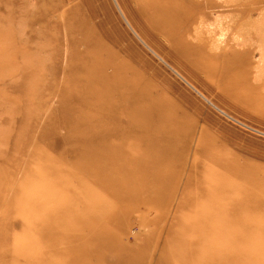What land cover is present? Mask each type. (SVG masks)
<instances>
[{
  "label": "rangeland",
  "instance_id": "obj_1",
  "mask_svg": "<svg viewBox=\"0 0 264 264\" xmlns=\"http://www.w3.org/2000/svg\"><path fill=\"white\" fill-rule=\"evenodd\" d=\"M151 1L0 0L1 190H8L4 195L11 198L22 189L18 192L21 201L30 195L32 201L35 198V208L37 201L47 199L50 207L66 209L75 203L71 196H78L80 189L72 181L71 174L77 172L70 162L75 158L78 163L86 162V155L75 157V150L77 146L86 147L89 153L93 146L90 155L96 156L82 170L88 169L89 176H95L98 191L111 189V199L101 200L106 207L110 202L108 210L102 207L103 214L116 213L107 222L101 218V233L106 227L113 230L108 241L99 248L94 246L105 251L95 258L89 254L88 262H82L83 254L51 255L50 246L48 251H19L29 236L22 234L19 217H8L11 211L1 197L0 218H8L10 232L14 230L11 234L15 235L13 246L19 252L11 251V244L0 237V264H55L64 260V264H210L213 260L221 264L224 252L239 253L230 260L240 264H259L263 260L264 212L250 207L257 201L264 204V71L258 68V51L250 49L247 57L241 58L245 62L240 58L236 61V56L229 62L228 52L243 49L231 42L221 52L213 50L214 35L206 34L203 41L197 38L195 24H167L164 1ZM202 1L186 0L191 4H186L187 8L193 10L194 4L203 7ZM258 8V13L244 16L232 8L216 11L229 13L230 18L242 17L243 21L258 20L264 27V4ZM155 9L164 15L159 12V16ZM157 14L165 18L161 19L164 26ZM154 17L161 24H155ZM169 27L174 29L171 33L167 32ZM250 27H239L244 46L256 43L249 38ZM175 31L178 37L173 35ZM208 55L210 60L216 58V64L207 59ZM99 62L106 63L108 73L116 70L136 86L140 102L157 111L167 130L174 126L175 140H142L144 136L137 127L130 136L119 134L117 129L124 123L118 117L121 112L104 107L112 96L92 92L115 86L100 82L90 88L91 93H83L87 84L82 69L98 66ZM107 122L114 126L111 140L110 130L104 137ZM96 133L104 140H92ZM161 141L174 145V153L161 169L151 173L152 169L141 167L140 162L159 164ZM6 158L11 162L5 163ZM59 160L65 163L58 171V183H62L60 179L67 182L60 192L53 182L63 165ZM30 165L32 184L24 179L31 171ZM154 179L159 182L152 184ZM212 182L225 184L219 185V194L216 187L212 192ZM58 192L63 202L54 199ZM188 196L192 198L188 200ZM180 202L186 205L179 208ZM233 202L239 208L238 216L228 214H236L227 208ZM101 204L96 206L100 214ZM119 205L128 208V214ZM218 211L229 215L224 222L218 221L222 216L214 217ZM65 213L72 221L68 215L71 212ZM40 220L33 219L36 231ZM222 224L226 225L224 231H214ZM92 227L77 226L75 233L84 231L88 235ZM6 228L0 222L3 234ZM195 230H202L203 238L196 239ZM82 240L92 245V240ZM63 241L59 243L60 252L64 245H70ZM35 242H39L37 238ZM47 243L51 244L49 240Z\"/></svg>",
  "mask_w": 264,
  "mask_h": 264
},
{
  "label": "bare ground",
  "instance_id": "obj_2",
  "mask_svg": "<svg viewBox=\"0 0 264 264\" xmlns=\"http://www.w3.org/2000/svg\"><path fill=\"white\" fill-rule=\"evenodd\" d=\"M148 1L150 2L151 0H148ZM152 1H155L156 3L159 4V2L161 0H152ZM152 1H151V3H153ZM162 1H164V3H165L164 7L166 10H164V8H163V11L166 12L165 15H167V16H165L166 19L164 18L165 19L164 20L163 17H159L160 14L162 13V11L157 12V10L155 9V11L158 14L160 12L159 16H158V14L156 15L158 17V18L156 17L158 19V21L161 22V19H163L164 22L165 21L167 22V24L170 23L169 21H172L173 23L176 22V24L172 23L173 26L174 25L177 26V22H178L179 24L181 23V25H183V27H186L187 24H190V23L195 24V28H193V29L195 30V33H196L197 38L199 40L203 39V41H204L203 37H205L206 34H208L207 35L208 37L209 36L212 37L214 35V38L212 41L213 50H217V51L220 49L223 50L222 47L228 46L231 42H232L231 44L239 46L240 49L242 48L243 50L242 51L240 50L237 53L236 52H228V53L226 52L227 54L225 53L227 56L226 58L229 59V62H231V60H230L231 57H235V56L237 58V59L234 58L236 61H238V58H240V60H239L240 62L241 61L245 62L244 60H241V58L245 59L247 57L246 55H247V53H249L250 49H252V50L257 49L258 54H259L258 55V58H259L258 68L260 71H264V27L260 26L258 20L248 19V21H245V20L243 21L242 17L238 16V18H230V17H228L229 13H224V12L217 13V11H216V9L223 10V8L224 9L232 8V9L236 10L235 13L237 15L239 14L240 16H244L245 14H247L249 12L258 13L259 11H257V9L258 10L260 9V8H258V5L261 3L264 4V0H204V1H202L203 7H200L199 5L195 6V4L193 3L194 4L193 10L187 8L191 4H188L186 2V0L183 1V3L181 2V0H176V1L175 0H168V1L162 0ZM186 4H188V6ZM189 7H191V6H189ZM160 8H162V7L160 6L158 8V10H160ZM248 8H253V9H248ZM204 10H206V11L208 10V12H206ZM163 15L164 14L162 13V16ZM156 18L155 17L153 18V21L155 24L158 23ZM177 20H179L180 22ZM163 24L164 23H162V25ZM162 25L160 26V28L161 27L163 28L164 25L163 26ZM246 25L247 26L251 25V27L248 29V31L250 33L249 38H253L256 41V43L254 45L244 46L243 44H241L242 40L240 38L239 27L241 26V27L246 28ZM155 26H157V25H155ZM176 26H175V30L179 31L178 28L176 29ZM157 27H159V26H157ZM167 27H168V25H166V29H167ZM171 27H172V25H171ZM171 27H169L170 32L167 30L168 33H171L174 30L173 29L171 31V29H172ZM177 27H179V26H177ZM201 28H202V30H201ZM188 33L191 34V32H188ZM199 33H200V35H199ZM174 34L176 35V31L173 32V35ZM169 36L171 37V35H169ZM176 37H178V36L176 35ZM184 37H182V38H184ZM205 40H206V37H205ZM224 43H225V45H224ZM203 45H205V44H203ZM202 48H206V47H202ZM234 50H235V48H234ZM220 52H221V50H220ZM223 52H225V51H223ZM249 55H251V54H249ZM208 57L212 58L208 55L207 59H208ZM223 57H225V56H223ZM227 59L225 60L226 62H227ZM208 60H210V59H208ZM211 60H210V62H211ZM213 60H216V58ZM211 63L216 64V61H213ZM106 66L107 65L105 62H103V63L99 62L98 66H92V67L91 66H85L82 69V74H83V77L85 78V82L87 84L86 85L87 88H84L83 93H85V94L91 93L90 88L95 87L96 85H94V84H99L100 82H104L107 84H113L115 86V88L108 89V91H104L103 89L98 88V89L93 90L92 92H102L104 94H108V95L112 96V98L104 104L105 105L104 107L107 109V111H110L112 109V110L121 112L120 116H118V117L121 120H123L124 123H126V125H124V123H123V124H121L120 127H118L117 131H119V134L122 136H130L132 130L135 127H137L138 130L142 131V136H144V137H142V140H173V139L175 140L177 134H176V131L173 129L174 126L171 129L167 130L165 125H164V121L158 116L157 111L154 108L143 105L140 102V99H141L140 98V92L136 89V86L132 85L131 82H129L127 79H125L116 70H114L112 73H108L105 69ZM174 71H176V70L174 69ZM200 94L209 103L213 104L202 93H200ZM148 104L150 106H152V104H150V103H148ZM213 105L215 107H217L215 104H213ZM218 109H220V108H218ZM82 123L83 122H81V124ZM87 123H89V122L87 121ZM83 124L86 126V123H83ZM105 126L106 127L102 126V127H104V131L106 133L104 135V137H106L108 135L107 133L110 130L109 138L111 140V137H112L113 131H114V126H113L112 122L110 124H108V122H107L105 124ZM90 127H91V125H90ZM141 131H140V134H141ZM89 132L93 133L92 130ZM98 134L101 137H99ZM98 134L96 133L95 138H92V140H104V137L102 136V134H100V133H98ZM161 142H162L161 143V149H160L161 151L158 150V152H159L160 160H162V161L159 164L156 163V165H142L144 163L140 162L141 167H145V168L150 167L152 169L151 173L152 172L154 173V171L157 170V169L155 170V168L161 169L163 164L168 162V157H170L174 153V149H175L174 145H171L168 141H166L165 143H163V141H161ZM109 148L110 147L102 148L101 152H99L98 154H101L103 152V150H108ZM151 148H153V146H151ZM93 149H94V147L91 146L89 153H86V150H87L86 147L84 149H82L81 147L77 146V150H75V153H76L75 157H78L80 155V153H84L86 155V162H91L96 156V154L90 155V152L93 151ZM142 161H144V160H142ZM4 162L6 163V162H11V161L6 158L4 160ZM30 162H32V161H30ZM58 162H61V164H63V165H62V168L59 167V169L56 171V181H53V182H54V185L59 189V192H60V190L63 188V186L67 182L64 179H60V181L62 183H58V181H59L57 179L58 178V171L60 169H64V163H65L64 161H61V160H59ZM86 162L85 163H82V162L78 163V159H76V158L74 159V161L70 162L72 168H74L75 172H77V173L71 174V177L73 178L72 181H76L78 183V186H79L78 188H80V189H78V191H77V193L79 194L78 196H76V195L71 196L74 198L75 203L67 205L66 209H62V206L58 207V209L50 207L49 200H47V199L42 200V201H37L38 205L35 208V205H36V203L34 202L35 198L32 201V198L30 195H26L22 198V201L24 203L21 201L22 195L18 194V192L21 191L22 189L18 188L19 190H17L16 194L14 196H11V198H9L6 195H4V192L6 193L8 190H6L4 188H2V190H1V188H0V198L1 197L3 198V202H4L3 204L6 206V208H9L8 212L11 211V214H12V215H8V217H10V216L11 217H19V219L21 220V225L23 223L22 234L26 233L29 236V240L25 243L23 242V244L19 247V251L21 248H25V250L30 251V252H31V250L34 251L37 248H43L46 251H48L47 247L50 246V250H52L51 255H55L58 253H66V255L81 253L84 256L82 262H88L89 254L95 258V257H99V254L101 255L105 251V249H103V248L101 250H99V249H96L94 246L99 248V246H101V244L103 242L108 241L110 239L109 237L113 231L112 229L110 231V229H109L110 227L109 228L106 227L105 231L102 232L104 234H102L101 233L102 230H100V225L102 224L101 218L102 217H103L102 219L106 218V222H107V218H110L113 216V214H116V213H113V214L107 213V215H106L107 217H106L103 214V210L105 208L107 209L109 207L110 202L108 200V202H109L108 207H106V205H105L107 203L101 202V200L103 201L104 198L106 199V197L111 199L110 196H112L113 193H112L110 188H99V191L97 190L96 180L94 179L95 176H93V175L89 176L90 173L88 172V169L82 170L84 168ZM15 164H16V162H15ZM195 167L197 168V166H195ZM32 169H33V167L30 165L29 171L31 170L30 171L31 173L29 172V174H28V171H27V173L25 174L26 177L24 178L26 180H29L30 182L33 180ZM60 173H62V172H60ZM2 174H4V172L0 170V175H2ZM38 176H39V174L37 175V177ZM11 178L13 179L12 175H10V179ZM155 180L156 179L151 181V183L157 184L159 182L158 180L157 181H155ZM35 181H36V179L34 180V183H35ZM32 182H31V184H32ZM220 184H222V183L212 182V184H211L213 186L212 192H214L215 187H216L215 191L219 194V185ZM195 185H196V183H194L193 187ZM222 185H225V184H222ZM84 186H85V189L87 191L83 190L82 187H84ZM89 186L91 188H87ZM59 192H58L57 196L54 197V199L58 200L60 202H63L64 198L61 199L58 197ZM82 193H84V194H82ZM219 196L221 197L222 200H224V197H223L224 195L220 194ZM115 198H117V197L115 196ZM191 198H192L191 196H188V200ZM188 200H185V201H188ZM100 203H102L100 206L101 209L105 205V208L102 209V212H101L104 216L102 214H100V212H99V211H101L100 209H98L99 211L97 210V212H96V209H97L96 206L99 205ZM185 205H186V202L185 203L182 202L179 205V208L184 207ZM112 206H114L113 203H112ZM236 206L237 205L235 204V202L230 203V204L228 203L227 208L232 209L236 213V214H234V213L229 212L228 214L230 216H238L239 208H235ZM258 206H260V208H257ZM80 207H82L84 210L78 211V210H80L79 209ZM119 207H120V205H119ZM119 207H117L119 211L121 209L124 210L122 208L123 206L120 207L121 209H119ZM250 207H252L256 211L264 212L263 201H257L255 203L251 204ZM115 208H116V206H115ZM34 210L36 211V214L31 215V213L33 214ZM125 210L128 214V211H127L128 208L127 209L125 208ZM125 210L122 212H125ZM106 211H104V213ZM65 212H67V213L71 212L68 215L73 219L72 221L70 219H67V215ZM116 212H118V211H116ZM228 214L226 215V213L218 211L214 214V217H215V215L222 216L218 219V221L224 222L226 219V216H229ZM122 215H124V214H122ZM35 217H40V219H41L40 221L37 222V224H38L37 231H36V224L34 225V221H33V219H35ZM57 217L62 218V219H60L58 222H56L55 219ZM120 217H121V215H120ZM120 217H117V218H120ZM2 219L0 218V220H1L0 222L2 223L3 227L6 226L9 229L6 228L7 232H5L4 234L1 232L2 230H0V237H4V239H5L4 243L7 245L11 244V249H12L11 251L15 252L16 247L13 246V238L15 235L11 234V232L14 233L13 232L14 230L11 229L12 231L10 232V226L8 225L9 221H7L8 220L7 217L2 218ZM124 219H126V217ZM122 221H125V220H122ZM3 223H5V224H3ZM94 224H99L98 228L92 227ZM87 225H91V227H92V230L89 232L88 235L86 233H84V231L75 233L77 226L84 228ZM222 225H223V227L219 226V227L213 228L214 231H216V229L219 231H224L226 229V225H224V224H222ZM184 231H185V229H184ZM194 232H195V234H197V236L195 237L196 239L199 240L200 238H203L201 236L202 230H195ZM214 233H216V232H214ZM9 234H10V236L7 239V236ZM36 238L38 239L39 242H35ZM42 238H44L45 241ZM82 238L92 240V245H88L87 242L82 240ZM195 238H192V239L194 240ZM48 240H49V242H51V244L47 243ZM62 240H66L65 242H68L70 245H68V246L64 245L63 252H60L59 243ZM65 242L63 241V244ZM94 242H96L95 245H93ZM7 247H9V246H7ZM7 250H9V249H7ZM18 252H15V253H18ZM238 254L239 253L230 254L228 252H224L223 255H220V263L221 264H240L237 261L230 260V259L237 257ZM92 257H90V258H92ZM262 259L263 260H261V262L259 264H264V257ZM64 261H59V262H56L55 264H64ZM0 262H1V252H0ZM209 262H210V264H217L215 260H213V262H211V261H209Z\"/></svg>",
  "mask_w": 264,
  "mask_h": 264
}]
</instances>
